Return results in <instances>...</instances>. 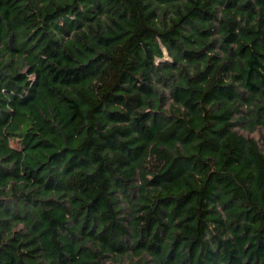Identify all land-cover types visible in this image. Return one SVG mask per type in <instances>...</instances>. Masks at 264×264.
I'll use <instances>...</instances> for the list:
<instances>
[{
    "label": "trees",
    "instance_id": "16d2710c",
    "mask_svg": "<svg viewBox=\"0 0 264 264\" xmlns=\"http://www.w3.org/2000/svg\"><path fill=\"white\" fill-rule=\"evenodd\" d=\"M0 264H264V0H0Z\"/></svg>",
    "mask_w": 264,
    "mask_h": 264
}]
</instances>
